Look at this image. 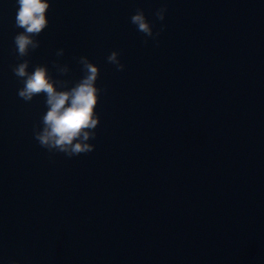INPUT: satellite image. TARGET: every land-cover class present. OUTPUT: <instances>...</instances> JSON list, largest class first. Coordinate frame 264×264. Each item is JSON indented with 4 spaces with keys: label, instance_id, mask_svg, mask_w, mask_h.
<instances>
[{
    "label": "water",
    "instance_id": "95a60500",
    "mask_svg": "<svg viewBox=\"0 0 264 264\" xmlns=\"http://www.w3.org/2000/svg\"><path fill=\"white\" fill-rule=\"evenodd\" d=\"M15 0H0V264H131L116 114L99 0H52L30 70L47 65L76 81L80 56L99 66L101 93L94 151L67 157L34 137L46 111L30 102L12 68ZM64 55L56 56L58 49ZM55 62L69 66L58 76Z\"/></svg>",
    "mask_w": 264,
    "mask_h": 264
},
{
    "label": "clouds",
    "instance_id": "9594fccd",
    "mask_svg": "<svg viewBox=\"0 0 264 264\" xmlns=\"http://www.w3.org/2000/svg\"><path fill=\"white\" fill-rule=\"evenodd\" d=\"M15 27L21 29L14 36V50L21 62L13 66L12 71L20 79L22 87L18 96L25 102L43 95L46 111L42 114L40 126L34 129V137L49 152L63 153L71 158L94 151L96 129L100 124L97 107L102 92L97 81L99 66L87 56H80L82 76L71 81L54 77L47 65H36L30 70V61L24 59L31 51L40 47L37 38L49 25L48 11L52 0H15ZM167 5L163 4L155 12L158 20L163 21ZM131 23L146 37L155 39L159 33L154 32L150 21L142 9H137L131 16ZM64 55V49H58L56 56ZM107 61L123 71L120 53L112 51ZM58 76H66L70 69L67 64L55 62Z\"/></svg>",
    "mask_w": 264,
    "mask_h": 264
}]
</instances>
